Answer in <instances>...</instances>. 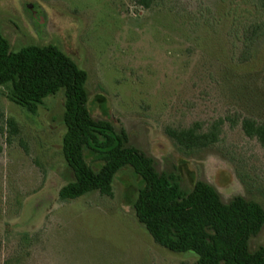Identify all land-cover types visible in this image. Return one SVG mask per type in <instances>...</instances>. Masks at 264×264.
<instances>
[{
	"label": "rangeland",
	"instance_id": "1",
	"mask_svg": "<svg viewBox=\"0 0 264 264\" xmlns=\"http://www.w3.org/2000/svg\"><path fill=\"white\" fill-rule=\"evenodd\" d=\"M256 2L0 0V32L13 51L52 44L67 54L87 72L92 116L124 129L158 171L175 166L186 188L204 180L224 201L242 195L264 206V151L226 119L264 102V36L251 58L238 59L243 26L262 18ZM63 102L61 89L32 114L0 89V264H192L195 253L161 247L137 221L142 180L130 167L115 174L111 196L58 199L72 179ZM217 119L220 141L189 155L165 132ZM248 245L264 247V226Z\"/></svg>",
	"mask_w": 264,
	"mask_h": 264
},
{
	"label": "trees",
	"instance_id": "2",
	"mask_svg": "<svg viewBox=\"0 0 264 264\" xmlns=\"http://www.w3.org/2000/svg\"><path fill=\"white\" fill-rule=\"evenodd\" d=\"M136 1L149 8L153 0ZM255 6L262 18L245 24L238 36L241 62L251 58L255 44L264 36V0H257ZM242 75L231 71V80L241 82ZM87 77L56 46L28 45L13 51L0 32V89L4 88L11 102L34 114L45 97L64 91L61 151L72 179L58 189V199L73 200L94 191L111 196L115 174L130 167L142 180L132 206L134 215L156 244L176 253H195L192 264H264V247L251 251L248 245L264 226L263 204L242 195L224 201L217 188L204 180L186 188L175 166L158 171L154 158L131 145L124 129L92 116ZM243 91L250 95L246 87ZM255 106L251 107L255 111L226 119L231 127L239 124L243 135L264 151V102ZM223 123L217 119L203 129L194 122L168 127L165 132L177 149L189 155L218 143ZM93 162H99L97 169Z\"/></svg>",
	"mask_w": 264,
	"mask_h": 264
}]
</instances>
